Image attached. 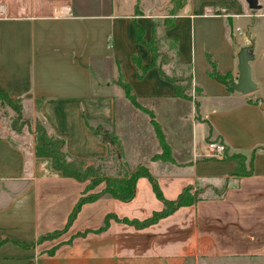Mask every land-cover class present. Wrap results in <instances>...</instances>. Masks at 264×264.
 Here are the masks:
<instances>
[{"label": "crops", "instance_id": "obj_1", "mask_svg": "<svg viewBox=\"0 0 264 264\" xmlns=\"http://www.w3.org/2000/svg\"><path fill=\"white\" fill-rule=\"evenodd\" d=\"M172 1L160 9L152 3L146 10L116 12L113 0H0V89L21 98L26 115L40 118L65 138L68 153L86 159L108 154L86 121L101 123L118 136L127 171L145 166L141 160L131 168L125 159V141L143 146L153 128L117 84L121 73L169 145L172 161L152 159L161 152L153 131L158 145L140 154L148 155L147 168L164 196L173 199L189 184L202 188L201 199L145 228L111 219L95 232L107 214L143 219L163 207L140 177L132 200L104 195L87 202L60 236L37 241L65 226L86 182L64 177L49 158L36 157L32 133L22 143L0 137V239H6L0 264H264V0L257 11L245 0H182L171 15ZM168 17L172 25H157L155 36L181 73H191L192 100L176 97L156 66L139 78L133 62V55L145 66L152 61L135 41L134 22L148 42L153 24ZM244 46L256 83L245 94L212 79L206 58L235 80ZM195 87L202 95L195 96ZM186 110L193 113L187 123ZM200 127L206 144L223 143L228 154L248 158L255 149L252 174L233 175L232 161L213 156L206 145L198 148ZM85 230L91 231L75 236Z\"/></svg>", "mask_w": 264, "mask_h": 264}, {"label": "trees", "instance_id": "obj_2", "mask_svg": "<svg viewBox=\"0 0 264 264\" xmlns=\"http://www.w3.org/2000/svg\"><path fill=\"white\" fill-rule=\"evenodd\" d=\"M172 2L173 6L169 10V14L171 15L175 13L177 5L181 4L182 0H173ZM172 23L173 21L170 17L155 22L153 24V37L150 41L146 42L143 39V27L137 22H134L135 41L139 44L145 45L152 56V61L149 65L145 66L142 65L139 56L133 55V62L138 70L139 78H141L145 74L149 67L156 66L160 76L163 79L173 83L174 95L176 97L185 100H192L193 94L191 92V73L171 75L164 71L160 62H157V58H160L159 60L163 63L166 60L168 61L169 57L160 49V43L155 36L156 26L160 25L163 26V28H167L171 26ZM230 34L232 37V31L230 32ZM206 58L209 64L208 75L212 79L224 84L229 91H233L232 74L230 72H220L216 62L211 58L209 54L206 55ZM116 82L123 88L125 96L131 102V104L149 117L153 131L161 147V152L153 155L152 159L172 161L173 159L170 155L169 145L165 141L162 128L155 119L154 113L139 103L130 86L123 80V76L121 73H119ZM200 95H202L201 89L195 87V96ZM194 104L196 111H198L199 102L195 100ZM9 112L11 113V115L8 116L10 131L19 133L23 130V128H27L33 134L34 154L36 157L49 158L51 160L52 167L58 170L62 174V176L70 177L81 182H86L85 188L83 189L81 196L70 212L65 226L62 229H58L51 233L41 235L37 241L53 239L60 236L73 222L81 206L87 202H93L104 195H109L114 199L123 202L132 200L135 196L137 180L140 177L147 178V180L151 184L156 198L162 202L163 207L160 210L153 211L150 216L143 219L128 217L118 218L115 214H107L104 218L103 224L98 229H96L95 232H100L106 229L111 219L123 222L137 229L145 228L172 214L178 208L191 205L202 198V188H196L190 184L184 186L175 198H166L161 188L159 187L156 178L146 166L141 165L133 171H127L120 160V156L123 153V148L118 136L113 129L108 128L101 123L91 124L86 121L87 126L93 132V134L101 142L107 145L108 154L106 157L86 159L68 153L66 150V140L64 137L51 132L40 118L36 117L32 119L31 117L26 115L24 112L22 99L20 97H12L5 90L0 89V115H7ZM0 137L10 138L8 134L1 133V131ZM262 148L264 149V147ZM254 154L255 149L252 151L250 157L247 158L240 152L228 154L225 148L222 154V158L230 160L235 164V169L232 172L233 175L248 176L253 172ZM111 160L119 162L120 165L123 166L118 172V176L107 175L103 172L104 164ZM89 231L91 230L78 232L75 236H85V234H87ZM5 240L6 239H0V245ZM11 241L21 247H27L30 245L17 240ZM54 249V247L51 248L48 253L52 254L54 252Z\"/></svg>", "mask_w": 264, "mask_h": 264}, {"label": "rangeland", "instance_id": "obj_3", "mask_svg": "<svg viewBox=\"0 0 264 264\" xmlns=\"http://www.w3.org/2000/svg\"><path fill=\"white\" fill-rule=\"evenodd\" d=\"M166 1L167 0H113V2H114L113 11L124 12V11H131V10H137V9L146 10L152 3H155V6H157V9H160L163 7V3ZM172 6H173V4H172ZM177 6H179V5H177ZM255 11H257V10H255ZM159 59L160 58H157V62L161 63L162 68L164 69L165 72H167L168 74H171V75H180L181 69L177 65H175L174 62H171L169 58H168L169 59L168 61L166 60L163 63ZM107 71H108V68L105 69V72H107ZM185 73L186 72H184V73L182 72L181 74H185ZM103 79H106V73L103 75ZM116 87H117L118 91L121 90L120 86H116ZM191 92H192V87H191ZM250 93H252V92H250ZM192 94H194V93H192ZM258 99H255V100L258 101ZM185 114L187 117L185 119V122L187 123V121H189V119L193 118V113L191 114L190 112H188V110H186ZM10 115H11L10 112L7 115H0V131H1V133L8 134L15 141H18L21 143L28 141L27 139L29 137V134H31V131L28 130L27 128H23V130L19 133H14V132L10 131L9 124H8L9 123L8 116H10ZM142 116L144 118L146 117L144 115H142ZM145 123H146L147 127L149 128L150 125H149L148 121H146ZM208 127H209V132H210V126L208 125ZM204 128L206 129V127H204ZM200 130H201V127L198 129V132H197V139H196L197 147L200 148V146L204 147L206 145L207 149L212 151L208 146V142H207V144L205 143V140L203 139L202 133ZM151 133L152 134L149 137H147V139H148L147 144H144L143 146L137 145L136 142L135 143L133 142L132 144L129 145L125 141V144H126L125 159H126L129 167H131V168L135 167L138 164L137 162H141V160H143L142 162L146 167H148V165L150 164V159H147L148 155L142 157V156H140V154H147L149 151L153 152L155 145H158L156 138L153 136V131H151ZM206 147H205V149H206ZM137 160H140V161H137ZM122 167L123 166L120 165L119 162H115L114 160H111V161L107 162L106 164H104L103 172L107 175H112V174H115L116 172H119ZM196 188H199V187H196Z\"/></svg>", "mask_w": 264, "mask_h": 264}, {"label": "water", "instance_id": "obj_4", "mask_svg": "<svg viewBox=\"0 0 264 264\" xmlns=\"http://www.w3.org/2000/svg\"><path fill=\"white\" fill-rule=\"evenodd\" d=\"M247 6L251 10H256L260 8L258 0H245ZM252 55L248 47H241L237 54V77L232 82V88L234 91L240 93H250L256 89V83L252 79L251 67L249 61L251 60ZM264 109V104L262 107Z\"/></svg>", "mask_w": 264, "mask_h": 264}, {"label": "built area", "instance_id": "obj_5", "mask_svg": "<svg viewBox=\"0 0 264 264\" xmlns=\"http://www.w3.org/2000/svg\"><path fill=\"white\" fill-rule=\"evenodd\" d=\"M208 146L212 150L213 156H221L225 150V145L216 141H209Z\"/></svg>", "mask_w": 264, "mask_h": 264}]
</instances>
